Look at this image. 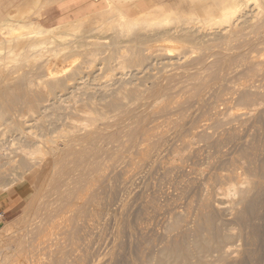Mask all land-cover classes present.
I'll use <instances>...</instances> for the list:
<instances>
[{
	"label": "rangeland",
	"instance_id": "1",
	"mask_svg": "<svg viewBox=\"0 0 264 264\" xmlns=\"http://www.w3.org/2000/svg\"><path fill=\"white\" fill-rule=\"evenodd\" d=\"M45 1L28 30L102 0ZM237 14L127 30L85 20L41 46L67 47L59 58L0 75V158L16 159L0 172L2 186L13 181L0 185V264H264V0ZM92 103L100 115L80 112ZM82 115L98 121L81 127ZM42 138L53 151L29 164L20 150ZM247 172L240 193L223 196Z\"/></svg>",
	"mask_w": 264,
	"mask_h": 264
},
{
	"label": "bare ground",
	"instance_id": "2",
	"mask_svg": "<svg viewBox=\"0 0 264 264\" xmlns=\"http://www.w3.org/2000/svg\"><path fill=\"white\" fill-rule=\"evenodd\" d=\"M190 1V0H189ZM195 2V6L194 9L191 10L189 13H184L181 11L176 10L174 7H170V6H166V5H162V6H157L153 1V0H131V11L130 13L127 11H124L122 8H118L117 6H115V4L113 3V0H103L102 2H100L99 4V9L96 10L93 14L87 15L83 18H80L76 21L67 23V24H63L54 28H46L43 25H38L37 27L34 28V30H28L31 22L26 23L24 22V20H20L18 22H13L11 20H5L2 23H0V75L2 76V74H4L11 66H13L14 64L16 65L17 63H21V62H26V63H36L39 62L40 59L43 58V54H49V58L53 57V58H59L60 52L61 51H65L67 49L66 48H61L59 47L58 50L56 49H52V48H48V47H41V46H50V45H54L57 42V38H63V37H68L70 36V34H67V32L69 31H73L76 30L80 27H82L83 24H85V20H90L92 21V19H96L97 22L100 23V25L98 26L99 29H102L104 26H113V27H117L120 28L121 30H127V29H131L137 26V24L141 21H145L146 23H148V26H169L170 24L176 22L179 23L181 21H184L185 24H193L194 23H201L204 26L206 25H210V24H218V25H223L225 23H229L233 18H235L236 14L239 12V8L241 7V5L243 3H246L248 1H254L256 2L257 0H192L190 2ZM206 2H212L213 7L211 8L210 6L208 8H204L202 4H205ZM260 2V1H259ZM41 8V6L39 7ZM38 8V9H39ZM39 11V10H37ZM36 11V12H37ZM210 11V12H209ZM33 14V13H32ZM238 15V14H237ZM32 16V15H31ZM28 20V19H27ZM87 21V22H90ZM111 22V23H109ZM183 24V23H182ZM90 25V24H88ZM92 25V24H91ZM177 25V24H176ZM181 25V24H180ZM192 25V26H193ZM93 26V25H92ZM108 26V27H109ZM172 26V25H171ZM95 24H94V28H95ZM178 27V26H177ZM187 27V26H185ZM202 27V26H201ZM90 28V27H89ZM93 28V27H92ZM180 29H182V27H178ZM191 28V26H190ZM175 29V28H174ZM188 29V28H187ZM193 29V28H192ZM95 30V29H93ZM189 30V29H188ZM191 30V29H190ZM171 31V30H170ZM172 31H174L172 29ZM179 33H184L185 31L182 29L179 30ZM184 31V32H183ZM65 32V33H64ZM94 32V31H93ZM187 32V31H186ZM178 33V34H179ZM189 33V32H188ZM191 33V32H190ZM165 34V33H164ZM170 34V33H169ZM194 34H196V32H194ZM201 34V33H200ZM86 35V34H85ZM209 35V34H208ZM163 36V35H162ZM167 36V35H166ZM179 36L181 37V35L179 34ZM185 36V35H184ZM197 36V35H196ZM202 36V35H201ZM199 36V37H201ZM83 37V36H82ZM92 37V36H91ZM95 37V36H94ZM173 37V36H172ZM183 37V36H182ZM193 37V36H192ZM205 37V36H204ZM98 38V37H97ZM171 38V37H170ZM169 38V39H170ZM141 39V38H139ZM143 39V38H142ZM196 39V38H195ZM65 40V39H64ZM86 40V39H85ZM89 40V39H88ZM132 40V39H131ZM174 40V39H173ZM172 40V41H173ZM179 40V39H178ZM181 40V39H180ZM199 40V39H198ZM82 41V40H81ZM134 41V40H133ZM132 41V42H133ZM138 41V40H137ZM136 41V42H137ZM144 41V40H143ZM171 41V40H169ZM77 42V41H76ZM135 42V43H136ZM141 42V41H140ZM182 42V41H181ZM180 42V43H181ZM200 42V41H199ZM74 43V42H73ZM144 43V42H143ZM179 43V42H178ZM183 43V42H182ZM59 44V42H58ZM57 44V45H58ZM70 44L68 42H61L60 45H67ZM76 44V43H75ZM81 44V42H80ZM85 44V43H84ZM140 44V43H139ZM71 45V44H70ZM74 45V44H73ZM73 47V46H72ZM71 48V46H70ZM98 48V47H97ZM104 48V47H103ZM106 48V47H105ZM124 48V47H123ZM102 49V48H101ZM164 49V48H163ZM174 49V48H173ZM68 50V49H67ZM164 50L166 51H171V49L169 48H165ZM120 52V51H119ZM89 53V52H88ZM94 53V52H92ZM46 56V55H44ZM47 57V56H46ZM45 57V58H46ZM48 58V57H47ZM44 59V58H43ZM116 59V58H115ZM50 60V59H49ZM48 60V61H49ZM122 61V60H121ZM50 62V61H49ZM202 62V61H201ZM48 64V63H47ZM45 63L44 67L47 65ZM122 64V63H121ZM120 64V65H121ZM119 65V66H120ZM123 65V64H122ZM31 66V65H30ZM126 67V66H125ZM41 68V67H40ZM48 69V66L45 68ZM42 70V69H41ZM49 70V69H48ZM47 71V70H46ZM24 72V71H23ZM35 72V71H34ZM49 73V75L51 74L50 71H47ZM33 73V72H32ZM4 77V76H2ZM28 77V76H27ZM34 79V78H33ZM44 79V77H43ZM12 80V79H11ZM1 82V81H0ZM4 82V81H3ZM60 83V82H59ZM58 84V83H57ZM1 85V84H0ZM52 85V84H51ZM54 89V88H53ZM4 90V89H3ZM2 91V90H1ZM130 91V90H129ZM5 92V91H4ZM53 92V91H52ZM127 92V91H126ZM35 93V92H34ZM113 94V93H112ZM34 95V94H33ZM31 95V96H33ZM36 95V93H35ZM107 95V94H106ZM121 95V94H120ZM3 96V95H1ZM27 96V95H26ZM30 96V97H31ZM5 97V96H4ZM24 97V96H23ZM35 97V96H33ZM109 97V96H108ZM1 98V97H0ZM28 98V97H25ZM30 99V98H29ZM28 99V100H29ZM36 100V99H35ZM104 101V100H103ZM2 102V101H1ZM38 102V101H37ZM109 102V101H108ZM4 103V102H3ZM2 103V104H3ZM47 103V102H46ZM66 104V103H65ZM106 104V103H105ZM14 105V104H13ZM34 105V104H33ZM86 107L90 105H85ZM84 106V107H85ZM93 108L90 110H87L85 108L81 109L83 110H79L80 112H82V114L85 113H90L86 114L88 116H92L95 114H98L99 112H96L98 109L94 108V105L92 103ZM104 106V105H103ZM4 107V105H3ZM2 107V109H4ZM7 107V106H6ZM83 107V108H84ZM87 107V108H89ZM98 108V106L96 107ZM11 109V108H9ZM15 109V108H14ZM106 109V108H105ZM1 110V109H0ZM13 110V109H11ZM40 110V109H39ZM72 110V109H70ZM100 110V109H99ZM8 112V111H7ZM21 112V111H20ZM64 113V112H63ZM78 113V112H77ZM5 114V112H4ZM12 114V113H11ZM17 114V113H16ZM1 115V114H0ZM64 115V114H63ZM80 115V114H79ZM100 115V114H98ZM97 115V116H98ZM19 116V115H18ZM17 116V117H18ZM96 116V115H95ZM233 116V115H232ZM11 117V115H10ZM57 117V116H56ZM71 117H73L71 115ZM100 118V117H99ZM64 119V118H63ZM10 120V119H9ZM72 120V119H71ZM77 121L79 122L81 127H88L93 125L94 121H98V119L95 120V117H85V116H77ZM12 122V121H11ZM10 122V123H11ZM58 122V121H57ZM61 122V121H60ZM13 124V123H12ZM45 124V123H44ZM95 124V123H94ZM17 125V124H16ZM20 125V124H19ZM15 126V125H14ZM56 126V125H55ZM58 126V125H57ZM75 127V126H74ZM69 129V128H68ZM45 130V129H44ZM27 131V130H26ZM56 131V130H55ZM55 131L53 133H55ZM44 132V131H43ZM22 133V132H21ZM28 133V132H27ZM26 134V132H25ZM49 134V133H47ZM45 136V135H44ZM49 136V135H48ZM29 138V137H28ZM40 138V137H39ZM60 138V137H59ZM43 139V138H42ZM46 139V138H45ZM51 139V138H50ZM50 139H46V140H39L38 144L35 146H29L26 147L25 142L23 145V148L20 150V153L23 154L24 159H26V161L29 162V164H35V161L38 163H40L42 160L44 159V156L48 154V152L52 150V146L51 144L54 142ZM12 141V140H11ZM36 141V140H35ZM5 142V141H4ZM74 142V141H73ZM29 143V142H27ZM33 143V142H32ZM30 143V144H32ZM12 144V143H11ZM57 144V143H56ZM4 145V144H3ZM21 145V144H20ZM9 146H11L9 144ZM65 146V145H64ZM5 147V146H4ZM20 148V147H18ZM4 150V149H3ZM18 150V149H17ZM1 151V149H0ZM7 151V149H6ZM53 151V150H52ZM4 152V151H3ZM10 152V151H9ZM5 156L4 158H0V172L1 171H5L8 170L11 164L13 165V163H15L16 159L15 156H11V152L10 155ZM17 152V151H16ZM49 152V153H50ZM2 153V151L0 152ZM4 154V153H3ZM1 154V156L3 155ZM17 154V153H16ZM15 154V155H16ZM58 154V153H57ZM61 154V153H60ZM6 155V153H5ZM20 157V156H19ZM47 157V156H46ZM4 161H3V160ZM43 162V161H42ZM20 163V162H19ZM56 163V161H55ZM242 164V163H241ZM16 165V163H15ZM36 165V164H35ZM39 165V164H38ZM10 166V167H9ZM34 166V165H32ZM31 166V167H32ZM241 166V165H240ZM239 166V167H240ZM6 167H9L8 169H6ZM244 167V166H243ZM242 167V168H243ZM30 168V167H29ZM241 168V167H240ZM31 169V168H30ZM33 169V168H32ZM245 169V168H243ZM238 170V169H235ZM234 170V171H235ZM23 171V170H22ZM30 171V170H29ZM239 171V170H238ZM244 171V170H243ZM249 171V170H248ZM14 172V171H13ZM237 172V171H236ZM235 172V173H236ZM245 172V171H244ZM243 173V172H241ZM240 173V174H241ZM246 173V172H245ZM244 173V174H245ZM250 172H247V174L243 175V178H241L240 175H238L237 178V182L235 181L234 184H232L230 187L228 186L227 189H225L223 191V196H234L235 194H239V188L238 186H243L245 184L248 183V179H244V176L249 175ZM24 174V173H23ZM252 174V173H251ZM21 175V174H19ZM24 176V175H22ZM21 176V177H22ZM251 177V175H249ZM248 176V177H249ZM14 177V176H13ZM249 177V178H250ZM235 178V180H236ZM254 178V177H253ZM14 180V179H12ZM243 180V181H242ZM250 181V180H249ZM13 182V181H10ZM9 182V183H10ZM233 182V181H232ZM251 182V181H250ZM8 183V184H9ZM15 183V181H14ZM231 183V182H230ZM5 184L6 187H8ZM12 184V183H11ZM1 185V184H0ZM2 186V185H1ZM4 186V185H3ZM2 186V187H3ZM4 186V187H5ZM10 186V184H9ZM251 186V185H250ZM5 187V188H6ZM252 187V186H251ZM4 188V189H5ZM248 188V187H247ZM245 196V195H244ZM241 197V196H240Z\"/></svg>",
	"mask_w": 264,
	"mask_h": 264
},
{
	"label": "crops",
	"instance_id": "3",
	"mask_svg": "<svg viewBox=\"0 0 264 264\" xmlns=\"http://www.w3.org/2000/svg\"><path fill=\"white\" fill-rule=\"evenodd\" d=\"M71 1L72 2H85V0H71ZM45 3H46L45 0H31V1L22 2V4L20 6H14V7H10L9 9H5V6H4L5 4L3 3V0H0V23H2L5 20H11L9 18L10 16H15L16 18H18V21L24 20V19H30L34 15L38 16V17H42V12L44 10ZM113 3L118 8H122L123 10L131 11V3H132L131 0H113ZM99 4L100 3H98V4L92 3V4L88 5V7L86 9V13L84 15H78V17L76 19L66 20V21H63V22H61L57 25H54V26H47V25H43V26L46 28H54V27H57V26H60L63 24H67V23L76 21V20L83 18L87 15L93 14L96 10L99 9ZM40 6H41V8H39ZM37 10H39V11H37ZM11 21H13V20H11ZM18 21H13V22H18ZM5 199H6V197H4V198L0 197V209L1 210H3V208H5V205H2Z\"/></svg>",
	"mask_w": 264,
	"mask_h": 264
},
{
	"label": "built area",
	"instance_id": "4",
	"mask_svg": "<svg viewBox=\"0 0 264 264\" xmlns=\"http://www.w3.org/2000/svg\"><path fill=\"white\" fill-rule=\"evenodd\" d=\"M3 220H4V214L0 212V222H2Z\"/></svg>",
	"mask_w": 264,
	"mask_h": 264
}]
</instances>
